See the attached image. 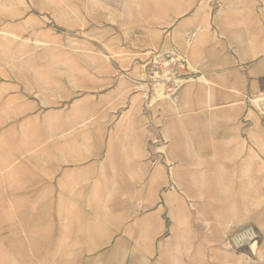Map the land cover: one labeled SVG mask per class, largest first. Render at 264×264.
I'll return each instance as SVG.
<instances>
[{
	"label": "rangeland",
	"instance_id": "1",
	"mask_svg": "<svg viewBox=\"0 0 264 264\" xmlns=\"http://www.w3.org/2000/svg\"><path fill=\"white\" fill-rule=\"evenodd\" d=\"M0 264H264V0H0Z\"/></svg>",
	"mask_w": 264,
	"mask_h": 264
},
{
	"label": "crops",
	"instance_id": "2",
	"mask_svg": "<svg viewBox=\"0 0 264 264\" xmlns=\"http://www.w3.org/2000/svg\"><path fill=\"white\" fill-rule=\"evenodd\" d=\"M199 93L204 94L205 96L210 95L215 93V90L212 89L211 87H205L199 88ZM212 104L209 106L211 107ZM204 109V107H201ZM210 140L206 139V141H204L202 144L204 145L205 149L200 153V155H198V161H197V167L202 168L203 169V174L200 177H194V176H190V175H182L181 177V173L180 170L177 168L176 171L173 170V178L174 180L179 183V184H183L185 182H191L192 185L197 189L199 188H205L209 190L211 187V184L213 182L212 177L208 178L207 176H212V175H206V170L208 169L210 174L213 173L214 170V162H213V157H211V142H208ZM231 144V142H230ZM237 154L236 157H240L242 155V150H240V148L238 147V149L236 150ZM110 158H113L114 155L112 152L109 153ZM205 156V157H203ZM206 160H209L208 162ZM223 162H219L218 165L219 167H221V169L223 170V172L228 173L229 175V160L230 158H224ZM254 163L251 161H240L237 164V174H236V179H239V181H241V183H244L245 185L248 183L250 185V183L252 182V168H253ZM111 168L115 167V164L112 163V165L110 164ZM114 169V168H113ZM116 175H121L120 171L118 169H116ZM235 179V178H233ZM128 185H132L131 182L128 183ZM249 187V186H248ZM201 191V190H200ZM200 194V193H199ZM198 194V195H199ZM190 197L195 198V196L197 195H191L188 194ZM243 197V196H242ZM233 204V203H232ZM226 225L231 224V221L228 220L225 223ZM220 246L221 249L227 250V243L220 241ZM225 262L226 261H230L228 259V257L225 256Z\"/></svg>",
	"mask_w": 264,
	"mask_h": 264
}]
</instances>
